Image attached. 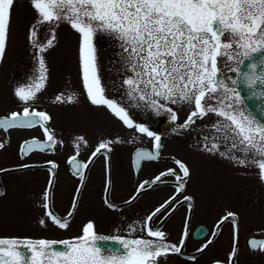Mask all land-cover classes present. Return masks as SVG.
<instances>
[{"label":"snow or ice","instance_id":"obj_1","mask_svg":"<svg viewBox=\"0 0 264 264\" xmlns=\"http://www.w3.org/2000/svg\"><path fill=\"white\" fill-rule=\"evenodd\" d=\"M15 3L16 0H0V61L6 56L11 38ZM30 5L36 13V20L29 29L28 40L37 50L38 75L29 84L14 90L20 102L27 105L35 101L48 79L43 53L54 47L56 37L53 31L46 41L41 42L38 38L40 30L45 25L54 28L65 22L79 35L81 79L91 105L106 108L125 127L148 137L154 134L143 124L133 121L130 108L148 109L156 115L167 113L174 122L178 116L169 105L190 106L193 110L180 125L181 128H188L197 119L202 120L210 114L215 115L218 119L211 125L215 136L203 137L207 142L203 150L213 154L219 152L222 157L240 166L255 165L261 182H264V122L257 121L245 110L244 99L234 87L237 80L230 78L233 87H229L221 78L218 67L221 60L236 61L240 65L256 54L261 55V64H264V0H30ZM99 35L107 36L116 43L120 64L129 73L118 84L127 97V104L106 95L95 46V38ZM248 67L250 72L243 73L246 86L253 88L257 82L264 85V72L257 75L254 63ZM230 71L240 75L239 67H232ZM253 95L264 97V92ZM53 102L75 103L76 97L61 94ZM49 120L47 113L30 110L26 106L22 112H12L0 118V129L7 131L37 125L43 129V142L33 139L21 145V152L28 155L33 151L55 148L60 143L46 127ZM159 140V136L154 137L153 151L138 150L135 153L136 167L141 161L158 158ZM77 141L78 148L84 142L83 137H78ZM114 142L120 141L101 142L92 156L101 150L111 151L109 145ZM3 147L0 143V148ZM222 147L225 150H221ZM49 163L51 169L57 167L55 163ZM174 163L182 175L177 174L175 169L162 172L150 183H141L137 195L165 176H174L176 191H182L186 178L191 175L190 169L180 160ZM69 164L83 181L81 170L87 164L77 162L76 156L69 158ZM49 198L50 194L46 191L43 205L46 209ZM171 203V200L166 201L157 207L148 220ZM48 214L60 228L66 227L52 213ZM229 218L232 219L233 243L227 264H236L238 224L235 213H228L220 224ZM147 236L152 239L117 238L116 242L124 250L119 255L105 253L97 246L98 240L107 238L98 237L93 232L92 223L84 227L83 235L77 241H61L66 246L62 252L52 250L54 241L0 239V264H158L161 257L179 254L184 243L182 238L179 245L170 244L166 242V233L151 228H148ZM211 243L209 240L199 251ZM21 246L31 254L27 259L19 250ZM248 247L264 252V240L250 239Z\"/></svg>","mask_w":264,"mask_h":264},{"label":"flooded vegetation","instance_id":"obj_2","mask_svg":"<svg viewBox=\"0 0 264 264\" xmlns=\"http://www.w3.org/2000/svg\"><path fill=\"white\" fill-rule=\"evenodd\" d=\"M12 56L3 81L16 89L18 86L29 84L38 75V65L36 58L27 53L26 49ZM2 61L0 65L5 68L7 61ZM109 66L106 67L109 70L106 71L104 83L102 82L106 95L127 104V97L124 100L121 98L125 94L117 86L116 79L121 80L129 73L125 70H112L113 65ZM220 70L222 77L226 70ZM111 88L115 89V93L109 91ZM26 106L30 110L48 114L50 120L46 127L51 129L60 143L55 148L24 155L21 145L33 139L43 142V129L38 125L7 131L0 129V143L4 145L0 148V170H3L0 171V239L54 241L56 243L52 245V250L62 252L66 250V246L60 243L61 241H77L83 235L84 227L92 223L93 232L98 237L107 238L98 240L97 246L105 253L119 255L124 250L116 242L117 238L152 239L147 236V230L151 228L166 233V242L170 244L179 245L180 240L184 239L179 254L161 257L158 264H227L233 243L232 219L229 218L223 224H220V221L231 212L235 213L238 224L236 264H264V252L248 247L250 239L264 240V223H255V219L264 220V182L259 178L257 167L254 165L255 172L252 173L253 168L243 166L244 168L238 171L241 182L221 184L196 193L193 188L194 181L204 180L207 174L193 173L184 155H176L168 149L171 144L179 142V139L184 151L188 150L191 143L198 144V147L203 149L207 142L200 132L206 123L199 126V122L205 118L197 119L188 128H181L180 125L191 110L186 112L183 118L177 113L178 119L173 122L167 113L156 115L148 109L136 108L133 111L130 108L133 121L147 127L154 134L153 137H148L146 141L129 140L125 143L114 139L111 141L120 142L110 144L111 151L101 150L92 156L99 144L108 141L107 139L92 144L90 140L83 138L84 142L77 148V138L81 136L68 134L63 137L62 131L60 132L52 119L51 112L37 104L26 105L20 101L17 105L0 104V118L12 112H22ZM155 136L160 137L158 158L153 161H141L139 167H136L135 149L146 148L153 151ZM220 143L223 144L222 141ZM221 150L225 149L222 147ZM216 155L222 157L219 152H216ZM72 156L77 157V162L87 164V167L81 170L84 173L83 181L69 164V158ZM175 160L185 163L191 173L190 177L186 178L182 191H176L177 182L174 176H165L160 182L151 184L137 195L141 183H150L162 172L175 169L177 174L182 175L174 163ZM49 162L55 163L57 167L51 169ZM247 187V194H253L248 198H241L244 195L237 190ZM46 191L50 194L47 209L43 206ZM225 191L229 192V200ZM170 200L172 203L167 209L148 220L157 207ZM226 204L231 206L226 208ZM48 213L65 223L66 227L60 228ZM209 240L212 243L203 251H199ZM19 250L26 259L30 257L31 254L25 247L21 246Z\"/></svg>","mask_w":264,"mask_h":264},{"label":"rangeland","instance_id":"obj_3","mask_svg":"<svg viewBox=\"0 0 264 264\" xmlns=\"http://www.w3.org/2000/svg\"><path fill=\"white\" fill-rule=\"evenodd\" d=\"M36 13L30 5V0H16L15 7L12 11V23H11V38L7 47L6 56L2 62H6V67L3 68L0 65V104H12L17 105L19 100L14 95L15 88L4 83L3 78L9 70V63L14 54L23 52L24 49L27 53L36 56V49H34L28 40V32L30 27L35 23ZM55 34L54 47L48 49L43 53L45 64L47 67V76L44 89L37 94L35 101L30 104H37L39 107L48 109L51 112L53 121L57 124L62 136L64 135H79L86 140H90L93 144L101 139L122 140L126 141H146L148 136L135 131V129H129L125 127L118 119H116L106 108L96 107L91 105L87 99V95L83 88V82L81 79V70L79 63V35L70 27L69 24L61 22L58 26L50 28L45 25L39 32V40L41 42L46 41L52 32ZM95 46L98 53L99 74L102 82L106 78V71L109 70L106 67L113 65L112 70L123 71L119 56L118 47L116 43L109 39L107 36L99 35L95 38ZM107 60L109 63H107ZM107 63V64H106ZM105 64V65H104ZM236 61L226 62L221 60L218 67L223 68L222 79L229 85L233 77V72L230 68L236 67ZM115 76V74H114ZM116 77V76H115ZM231 78V79H230ZM117 86L120 80L116 79ZM115 93V89L109 90ZM123 93V89H121ZM63 94L65 97L69 95H75V103H54L57 95ZM121 98L126 99L125 95ZM180 114V117L186 115V112L192 110L187 105H169ZM133 111L136 108H132ZM183 118V117H182ZM215 115H209L205 117L204 121L199 122L206 123L205 127L201 129V136H215L214 130L211 125L217 121ZM198 124V123H197ZM202 127V126H201ZM75 136V135H73ZM179 142L171 144L168 149L176 155H184L188 160L192 172L207 174L206 178L202 181H194V190L196 193L199 190H206L212 187H217L221 184H231L233 182H241L238 176H241L238 172L243 166H240L233 161H228L222 157H219L213 153L204 151L198 147V144L191 143L188 146V150L184 151ZM244 168V167H243ZM246 168H253V164L246 165ZM255 172V169L252 173ZM252 188H254L252 186ZM249 189L240 188L237 191L243 194L241 198H248L253 193L247 194ZM228 196L229 192L225 191ZM257 194V193H255ZM225 198V196H224ZM263 201V199H262ZM262 203V202H260ZM231 206V205H230ZM226 204V208L230 207ZM256 224L264 223V220L255 219Z\"/></svg>","mask_w":264,"mask_h":264},{"label":"water","instance_id":"obj_4","mask_svg":"<svg viewBox=\"0 0 264 264\" xmlns=\"http://www.w3.org/2000/svg\"><path fill=\"white\" fill-rule=\"evenodd\" d=\"M253 63L257 65V75L264 72V64H261V55H253L248 60H245L243 64H237L236 67H239L240 75L234 72L233 79L237 80V84L234 87L244 99L245 110L257 121L264 122V97L257 98L253 95L254 93L264 92V85L257 82L253 88H248L243 79V73L250 72L248 65ZM138 150L148 151L146 148H136L134 152L136 153Z\"/></svg>","mask_w":264,"mask_h":264}]
</instances>
